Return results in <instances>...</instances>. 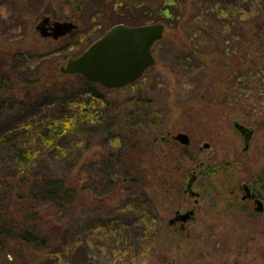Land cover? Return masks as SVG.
I'll use <instances>...</instances> for the list:
<instances>
[{
	"label": "rangeland",
	"instance_id": "obj_1",
	"mask_svg": "<svg viewBox=\"0 0 264 264\" xmlns=\"http://www.w3.org/2000/svg\"><path fill=\"white\" fill-rule=\"evenodd\" d=\"M226 2L225 14L209 4L204 16H196V25L188 23V5L179 4L170 12L179 19L168 26L161 16H58L65 0H0V46L24 42V48H16L24 59L15 55L5 66L0 63L16 78L32 76L49 59L59 67L114 23L165 24L151 49L156 63L134 84L101 88L109 103L106 117H115L125 129L131 114L141 112V124L134 126L137 135L121 141L135 173L113 167L106 157L108 142L96 124L67 136L71 154L37 163L38 169L47 164L48 170L76 178L80 187L76 201L52 212L59 225L52 231L59 253L41 264H264V210L240 203L242 218L251 222L246 226L236 213L226 212L223 199L231 183L252 174L264 201V45L246 51L249 37L244 34L264 15V0ZM43 13L75 22L77 31L54 41L43 38L34 29ZM175 26L200 54L174 35ZM243 56L252 58L251 66L240 65ZM233 120L254 130L249 147L254 151L244 165V142ZM177 131L186 132L190 142L173 140ZM162 135L168 140L162 141ZM3 157L4 162L12 158L8 153ZM221 164L231 167L232 181L225 187L206 175L208 165ZM193 170H201L194 182L200 193L196 204L181 193ZM116 171L127 172L124 182L107 180ZM133 178L145 186L138 188ZM176 208H194L184 229L168 223ZM146 209L156 215L150 227L144 222ZM0 264L21 262L0 245Z\"/></svg>",
	"mask_w": 264,
	"mask_h": 264
},
{
	"label": "trees",
	"instance_id": "obj_2",
	"mask_svg": "<svg viewBox=\"0 0 264 264\" xmlns=\"http://www.w3.org/2000/svg\"><path fill=\"white\" fill-rule=\"evenodd\" d=\"M162 2L173 12L179 9V4L188 5L190 25H196V16H204L213 4L217 5L219 15L225 14L227 9L226 0ZM213 15H216L215 12ZM179 16L161 17L170 26L169 23L175 22L174 19H179ZM214 17L218 19L221 16ZM173 30H176L174 35L181 36L187 48L198 53L180 35V29L175 26ZM244 34L249 37L246 51L264 45V15L258 16ZM260 39L263 41L258 43L256 40ZM3 48L6 49L0 50V63L4 66L12 56L25 58L16 50L24 48V42ZM238 62L241 66H251L252 58L243 56ZM9 71L0 66V245L21 264H41V260L59 253L55 250L58 239L52 235L59 225L52 218V212L60 211L66 204L76 201L80 187L76 178L48 170L47 164L41 166L40 170L36 168L37 163L54 160L60 154H71L72 147L65 142L67 136H74L79 129L96 124L101 127L108 142L109 154L106 157L113 161V167L117 171H125L123 167L130 168L134 174V164L129 162L132 158L123 149L121 141L122 138L129 140L128 135L131 138L137 135L134 126L141 124V112L134 110L130 117L132 120L128 121V128L125 129L115 117H106L109 103L99 84L81 74H61L54 59L38 66L32 76L16 78ZM209 75L212 76L213 72H209ZM64 79L68 82H63ZM225 94L228 95V92L225 91ZM5 153L12 157L7 162L3 161ZM246 162L242 160V165ZM206 168V175L219 179L224 187L232 178L228 165H208ZM117 171L107 178L109 182L125 181L127 172ZM133 179L138 188L145 186L143 180ZM150 205L152 207L153 204ZM47 209L50 214L46 213ZM153 215L154 212L145 210L144 222L148 223V227L156 220V215Z\"/></svg>",
	"mask_w": 264,
	"mask_h": 264
},
{
	"label": "water",
	"instance_id": "obj_3",
	"mask_svg": "<svg viewBox=\"0 0 264 264\" xmlns=\"http://www.w3.org/2000/svg\"><path fill=\"white\" fill-rule=\"evenodd\" d=\"M49 16H43L35 25L38 33L42 37L58 39L70 33L76 24L73 21L53 20L49 26ZM164 30L163 22H151L138 25L127 23H116L112 25L99 38L88 45L82 52L74 57H68L66 61L59 65L61 74H82L89 80L100 84L104 88H119L126 86L137 80L143 71L155 63V58L151 52L153 43L162 37ZM235 129L240 131L245 137V147L252 132L250 128L237 120L233 121ZM173 138L181 144H188L190 137L187 133L179 131ZM208 146L207 142L203 143ZM192 176L187 181V190L190 195L196 192L191 189ZM245 194L243 198L251 193L246 184H243ZM254 210H263V203L260 199L254 200ZM192 210L180 213L181 221L190 218ZM170 220L173 221L177 219Z\"/></svg>",
	"mask_w": 264,
	"mask_h": 264
},
{
	"label": "flooded vegetation",
	"instance_id": "obj_4",
	"mask_svg": "<svg viewBox=\"0 0 264 264\" xmlns=\"http://www.w3.org/2000/svg\"><path fill=\"white\" fill-rule=\"evenodd\" d=\"M162 4H163L162 0H65V6H63L61 8V11H60L58 16H172L170 13L171 11L168 9V6H166V5L163 6ZM39 16L40 17L38 18L37 23L39 22V20L43 16H49L50 17L49 21L46 24L47 26H49L53 20H56V19H53L51 17L53 15L49 14V13H43ZM77 28H78V24L73 30H76ZM34 29H35V26H34ZM35 30H37V29H35ZM106 30L101 32L97 37H95L93 39V41H95L97 38H99L104 32H106ZM44 38H51V37L48 36V37H44ZM157 41H155L153 43L152 47L154 46V44ZM152 47H151V49H152ZM153 56H154V54H153ZM154 58H155V56H154ZM148 68H146L143 71V74L141 75V77L144 75L145 71ZM243 125H245V124H243ZM245 126H247V125H245ZM247 127L252 130V132L249 136V139L247 141V147H245V137L243 136V134L240 131H238L241 134V137H242L243 142H244V146L242 148V152H244V157H245V159H243L244 161L248 160V158L251 156L250 154L253 153V152H251L249 147L251 146V142H252L251 138H252V135L254 133V130L250 126H247ZM177 132H179V131H177ZM182 132H184V131H182ZM167 133L170 134L169 131ZM173 135L174 134L171 135L172 138H173ZM161 140L165 141V140H168V138L165 135H162ZM173 140H175V139L173 138ZM252 148L255 150L257 149V147H255V146H252ZM256 153H257V150H256ZM203 163L204 162L200 161L198 166L202 167ZM200 172H201V170H198V171L193 170L189 174V177L187 179V181H188L190 178V175L192 176L191 189L193 191H195L196 194L190 195L189 191L187 190V181L185 182V188L182 190V192L184 191V193L189 198H191L193 200L194 204L197 203L198 198L200 196V193L194 189V182L197 180ZM252 177H253V175L251 174L249 179L242 180L241 183H233V184L231 183V185H233V186H231V189H229L227 191V194H225L226 196L223 197V199H226V201H228V204L224 205L226 212L230 211V212L236 213L240 217V219L242 221L241 223L243 225H246V226L248 224H251V222L242 218L243 210L239 206L240 203L248 201L252 205V209L254 210V200L256 198H258L262 201L263 210H264L263 198L260 195V193L258 192L259 190L256 188L255 179L253 180ZM231 181L232 180H230L229 182H231ZM229 182L227 184H229ZM243 184L247 185V187L249 188V191L251 193L250 196H247L245 198L242 197L246 193L244 188H243ZM188 210L193 211L190 214V218L187 221H181V219L179 218L180 213L182 214ZM262 211H260V212H262ZM175 215H177L178 218L171 221L170 219L174 218ZM192 218H194V208H185V209L176 208L173 211L172 216L168 219V223L170 225L177 224L179 229H184L185 224L188 221H190ZM167 264H172V263L168 262Z\"/></svg>",
	"mask_w": 264,
	"mask_h": 264
}]
</instances>
